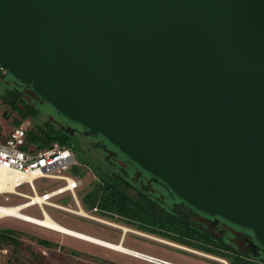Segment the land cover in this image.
Returning a JSON list of instances; mask_svg holds the SVG:
<instances>
[{
	"label": "water",
	"instance_id": "water-1",
	"mask_svg": "<svg viewBox=\"0 0 264 264\" xmlns=\"http://www.w3.org/2000/svg\"><path fill=\"white\" fill-rule=\"evenodd\" d=\"M0 69L264 246V0H0Z\"/></svg>",
	"mask_w": 264,
	"mask_h": 264
},
{
	"label": "rangeland",
	"instance_id": "rangeland-1",
	"mask_svg": "<svg viewBox=\"0 0 264 264\" xmlns=\"http://www.w3.org/2000/svg\"><path fill=\"white\" fill-rule=\"evenodd\" d=\"M13 85L17 88L21 87L20 84L17 82L15 83L11 75L3 72L2 76H0V141H3L11 129L16 126L15 121L21 119L27 108V106H24L16 94L7 92V90L9 91ZM23 92L26 91L24 90ZM26 93L30 95L29 92ZM33 98L35 100H33V104L30 105L33 107L34 114L28 115L25 119L21 120L20 124L23 123V125L27 127V130L34 127L35 129L33 132H37L39 127L44 126L46 123H50L53 127L59 129L60 131L64 128V130L69 133H79L82 143L89 148L86 150L82 146L83 144L81 141H77V138L74 135L63 131L69 135V147L75 154L76 160L80 163L78 172L81 178V185L77 191L81 189L87 190L95 184L96 176L92 171L91 166L98 168L106 167L109 168V170H117V168H112L108 165L109 159H111L112 155L95 148V143L98 141L97 139L105 141L101 135L94 136V133L81 130L80 123L64 117V115L55 109L49 101L44 99L41 100L37 97ZM27 144L36 147L39 144V141L33 139ZM67 173L70 174V172ZM124 174L135 187L142 188V191L146 192L154 199L161 201L163 205H172L174 202L180 204V200L178 198L171 196L168 190L163 189L158 183L152 181L148 175L143 173L141 168L127 167ZM32 182L37 193H41L44 190H51L63 183L62 181L45 177H38ZM17 190L26 194L31 193V190L26 183L18 186ZM129 193L135 196L134 190H129ZM5 196H7V199H5ZM24 200L25 198L18 197L12 193L0 195V205H14L21 203ZM51 200L61 204H67L72 208L75 207L66 192L53 197ZM44 208L46 213L53 220L67 228L110 242L116 243L119 239L121 231L116 227L101 224L49 206H45ZM22 212L34 217L42 218L40 211L35 205L22 209ZM106 218L115 222V224H126L136 228V225L127 224L115 217ZM0 228L12 229L13 234L19 239L18 246L0 245V264H106L104 261L107 260L104 257L109 260L113 259L120 264H150L106 247L63 235L59 232L11 216L0 217ZM156 235H152V237L148 238L149 236L145 237L144 235L142 236L132 232H127L123 244L125 247H131L180 264H221L214 259L154 240L160 239L166 242L169 240L172 241V243L177 242L178 245L181 244L187 246L170 236L167 237V239H162L161 237H158L159 234ZM153 236L155 238H153ZM38 239L48 240L53 243V245H41L38 243ZM60 239H62L64 245L61 249L58 247L57 243V240ZM253 246V250L256 249ZM63 248L71 251L64 250ZM189 248L192 249V247ZM194 249L199 250L196 248ZM77 250L88 253L89 256L88 254L86 256L84 253L76 252ZM261 254L262 256L264 255L263 252H261ZM253 255L255 258L254 260H257L255 256L256 254L253 253Z\"/></svg>",
	"mask_w": 264,
	"mask_h": 264
},
{
	"label": "trees",
	"instance_id": "trees-1",
	"mask_svg": "<svg viewBox=\"0 0 264 264\" xmlns=\"http://www.w3.org/2000/svg\"><path fill=\"white\" fill-rule=\"evenodd\" d=\"M30 114H34L33 107L27 106L21 119L15 121V125L18 126L21 120ZM34 129L33 127L27 130L26 139L27 143L33 139L38 140L39 144L36 148L50 146L53 142L70 146L69 135L56 129L50 123L39 127L37 132H33ZM91 168L96 176L95 184L87 190L77 191V196L84 208L89 209L97 205L101 210L100 214L105 217H115L127 224L136 225V228L132 227L136 230L151 235L159 234L158 237L164 239L170 236L193 249L225 258L229 264H259L252 261L249 255L238 252L236 248L230 247L224 241L220 240L218 243L214 241L213 235L186 213L188 209L197 213V209L177 196L175 198L180 200V204L174 202L170 210L161 201L142 191V188L135 187L126 178L125 172L110 171L95 166ZM131 189L135 191V196L129 193ZM18 240L12 229L0 228V245L18 246ZM37 241L44 246L53 245L48 240L38 239Z\"/></svg>",
	"mask_w": 264,
	"mask_h": 264
},
{
	"label": "built area",
	"instance_id": "built-area-1",
	"mask_svg": "<svg viewBox=\"0 0 264 264\" xmlns=\"http://www.w3.org/2000/svg\"><path fill=\"white\" fill-rule=\"evenodd\" d=\"M26 132L27 127L22 123L12 128L4 140L0 141V170L4 171V173L1 172L2 175L5 179L8 178V173L19 176L15 181L16 189L18 186L26 183L31 190L30 194L18 190L12 194L25 198V201L28 200V202H30L28 207L37 206L41 216L44 214V207L49 206L63 212L112 226L111 222L113 221L100 214L101 210L97 205L86 209L83 207L80 198H78L77 189L81 185V178L78 172L80 163L76 160L75 154L71 148L59 142H53L50 146L44 148H36L29 144L27 145ZM67 172H70V174ZM28 177H31L32 180H28ZM38 177L55 179L63 183L51 190H44L41 193H37L32 181ZM65 192L74 203V208L67 204H61L51 200L53 197ZM5 193L10 192H2L0 195ZM34 196H37V198L34 199ZM5 199H7V196H5ZM118 229L121 230V236H123L125 232L121 228ZM199 255L214 259L221 264H229V261L225 258L220 261L204 254ZM142 259L155 264H180L147 254L143 255Z\"/></svg>",
	"mask_w": 264,
	"mask_h": 264
},
{
	"label": "flooded vegetation",
	"instance_id": "flooded-vegetation-1",
	"mask_svg": "<svg viewBox=\"0 0 264 264\" xmlns=\"http://www.w3.org/2000/svg\"><path fill=\"white\" fill-rule=\"evenodd\" d=\"M0 69V76H2L3 72H6L9 74L6 70ZM10 75V74H9ZM13 77V76H12ZM15 83L17 82L20 84V88L15 87L14 85L11 87V89L7 92H11L13 94H16L18 98L22 101L24 106H31L33 103V100H35L33 97H37L39 99L41 98L32 88L30 83L22 81L20 79H17L13 77ZM29 92L30 95H28L26 92ZM1 95V94H0ZM33 96V97H32ZM31 104V105H30ZM66 117V116H64ZM68 119V117H66ZM81 125V130L89 131L91 133H94V136L101 135L96 131H92L88 129L87 127ZM65 131L64 128H62V132ZM67 132V131H65ZM68 134H72L67 132ZM77 138V141H81V136L79 133L72 134ZM102 136V135H101ZM105 141L99 140L95 143V148L97 150H102L106 152L109 155H112L111 159H109L108 165L109 167H115L117 170H110V171H123L125 172L127 167L130 168H141L139 165H137L131 158H129L127 155L122 153L114 144L110 143L104 136H102ZM83 144V143H82ZM86 150L89 148L85 146V144L82 145ZM106 168V167H103ZM109 170V168H106ZM142 169V168H141ZM143 170V169H142ZM143 173L148 175L152 181L155 183H158L163 189L168 190L171 194V196H177L169 187H167L164 182L148 173L147 171L143 170ZM178 197V196H177ZM180 198V197H178ZM181 199V198H180ZM184 201V200H183ZM166 208L172 210L173 205H164ZM196 209V208H195ZM197 213L187 210L186 213L189 214V217L195 221L196 223L200 224L202 227H204L205 230H207L209 233L213 235V240L217 243L222 240L225 243H227L230 247L236 248L238 252L244 253L249 255V258L253 261L255 258L253 257V253L256 255L255 262L259 264H264V255L262 256L261 252L264 254V246L260 245L253 236V233L250 229L243 227L241 225H238L236 223L230 222L224 218H222L219 215L214 214H208L206 212H203L201 210L197 209ZM254 245V246H253ZM239 246V247H238ZM243 246V247H240ZM253 247L256 249L253 250ZM252 248V249H251ZM261 255V256H260Z\"/></svg>",
	"mask_w": 264,
	"mask_h": 264
},
{
	"label": "bare ground",
	"instance_id": "bare-ground-1",
	"mask_svg": "<svg viewBox=\"0 0 264 264\" xmlns=\"http://www.w3.org/2000/svg\"><path fill=\"white\" fill-rule=\"evenodd\" d=\"M1 172L4 173V171L0 170V193H2V192H10V193L16 192L17 189L15 187V181L17 180V178H19V176H16L15 174H12V173H8L7 174L8 178L5 179ZM27 179L32 180L31 177H28ZM35 198H37V196H34V199ZM29 204H30V202H28V200H26V201L24 200L19 204L0 205V217L1 216L15 217V218L24 220L26 222H30V223H33V224H36L39 226H44V227H47V228H50L53 230H57V231L65 233V234H69V235L81 238L85 241H89V242H92V243L97 244L99 246H103V247H106L108 249L119 251L122 253H132L133 255H136L138 257H142L143 255H146V254H142V253L130 250L127 247L123 246L122 243L110 242V241H107V240H104V239H101L98 237H94V236L84 234V233H81L79 231L67 228V227L61 225L60 223L56 222L55 220H53L46 213L45 210H44V214H43L42 218L34 217V216H31L29 214L22 212V209L24 207H27ZM111 223H112V226L117 227V228H121L124 232H132V233H136L138 235H142V236L144 235L145 237L149 236L148 238L152 237V235H149L145 232L132 230L125 225L115 224V222H111ZM153 238H155V237L153 236ZM153 238H151V239H153ZM154 240H157V241L169 244V245H175L177 247H181V248L187 249L189 251H192L193 253L204 254L206 256L215 258V259L220 260V261H222V259H223L221 257H217L214 255L205 253V252H201V251L195 250L193 248L191 249V248L184 246V245H181V244L178 245V243L177 244L172 243V241H169V240H167L168 242H166L164 240H160V239H154Z\"/></svg>",
	"mask_w": 264,
	"mask_h": 264
},
{
	"label": "crops",
	"instance_id": "crops-1",
	"mask_svg": "<svg viewBox=\"0 0 264 264\" xmlns=\"http://www.w3.org/2000/svg\"><path fill=\"white\" fill-rule=\"evenodd\" d=\"M28 207V206H27ZM24 208H26V207H24ZM23 208V209H24ZM121 225H124V224H121ZM39 226V225H38ZM125 226H128L130 229H132V230H136V229H134V228H132L130 225H125ZM41 227H44V226H41ZM44 228H47V227H44ZM47 229H50V228H47ZM50 230H53V229H50ZM53 231H56V232H59L60 234H63V235H67V236H70V237H73V238H76V239H79V240H83V239H81V238H78V237H75V236H72V235H69V234H65V233H63V232H60V231H57V230H53ZM121 231V230H120ZM137 231H139V230H137ZM142 232V231H141ZM126 233L127 232H125L124 234H123V236H121V234L122 233H120V235H119V239H118V241L116 242V243H122V245L124 246V244H123V242H124V240H125V237H126ZM85 234V233H84ZM83 241H85V240H83ZM86 242H89V241H86ZM57 243H58V247L61 249L62 248V246H64L63 245V242H62V239H60V240H57ZM89 243H92V242H89ZM92 244H94V243H92ZM95 245H97V244H95ZM127 247V246H126ZM128 249H130V250H133V251H135V252H139V253H142V254H147V255H151V256H154V255H152V254H149V253H146V252H143V251H139V250H136V249H134V248H131V247H127ZM64 249V248H63ZM64 250H67V251H71V250H68V249H64ZM73 250V249H72ZM75 251V250H74ZM113 251H115V250H113ZM76 252H81V253H84L83 251H76ZM117 252H119V251H117ZM119 253H122V252H119ZM84 254H86V256H87V254L88 253H84ZM123 254H125V255H129V256H132V257H134V258H137V259H140V260H142V261H144V262H148V263H150V264H155V263H153V262H149V261H146V260H144V259H142V257H138V256H136V255H133L132 253H123ZM88 256H89V254H88ZM154 257H157V256H154ZM107 261H104L106 264H120L119 262H117V261H115V260H109V259H107L106 257H104ZM159 258H161V257H159Z\"/></svg>",
	"mask_w": 264,
	"mask_h": 264
}]
</instances>
